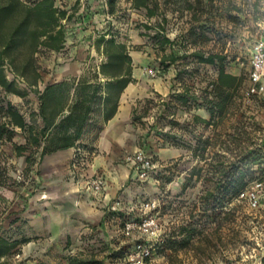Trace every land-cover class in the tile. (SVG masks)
Wrapping results in <instances>:
<instances>
[{"label":"rangeland","instance_id":"obj_1","mask_svg":"<svg viewBox=\"0 0 264 264\" xmlns=\"http://www.w3.org/2000/svg\"><path fill=\"white\" fill-rule=\"evenodd\" d=\"M64 1L72 4L74 0ZM149 5L156 11L153 16L145 8L133 7L131 0H116L112 10L108 0H91L86 11L77 9L69 22L71 46L81 40L94 43L100 33L108 31L107 37L114 35L129 45L136 59L148 58L150 64L141 68L146 73L147 69L158 71L156 77L147 73L150 78L170 82L165 95L155 92L150 98L138 99L135 106L137 148L150 153L155 164L148 179L135 181V205L112 210L113 201L101 223H78V229L69 228V234L53 236L45 230L47 220L38 218L32 209L47 197L44 193L49 185L76 183L77 179L66 170L56 174L52 162L40 158L34 148L20 157L15 155V145L24 133L7 124L6 102L31 122L36 118L38 99L32 91L19 97L0 89V235L19 241L0 264H68L69 256L89 255L103 264H124L125 252L137 239L122 233L128 220L124 219H139L144 212L141 203L151 200L159 204L164 231V242L154 247L151 264H220L227 259L264 264V220L257 222L237 204L214 212L202 204L215 191L216 171L250 150L260 148L264 153V92H250L253 51L259 43L264 47V0H150ZM165 38L171 42H164ZM196 50L224 56L227 71L242 77L227 110L209 125L193 117L209 118L204 99L210 97L207 93L216 68L199 63L193 56ZM170 54L178 60L169 64L166 59L169 66L164 69L161 59ZM179 94L188 96L190 108H185ZM3 126L13 129L12 141ZM171 147L180 153L160 158L158 150ZM250 173L246 183L264 176V162ZM41 225L45 231L39 230ZM186 228L193 230L188 241L187 231H182ZM171 239H176L173 246L168 244ZM241 241L247 242L243 253ZM17 252L20 259L14 256Z\"/></svg>","mask_w":264,"mask_h":264},{"label":"trees","instance_id":"obj_2","mask_svg":"<svg viewBox=\"0 0 264 264\" xmlns=\"http://www.w3.org/2000/svg\"><path fill=\"white\" fill-rule=\"evenodd\" d=\"M115 1L108 0L111 10ZM149 3L150 0H131L133 7L145 8L148 15L153 16L156 11L150 7ZM68 5L63 0H0V89L5 93L19 97H25L28 91L36 93L39 104L35 114L42 119L43 123L42 126H38L34 119L28 122L23 113L12 103L6 102L4 108L5 116L8 118L7 124L13 128L19 127L25 133L26 143L15 145L18 155L27 151L31 145L39 147L42 137L49 131L53 137L44 145L41 157L58 149L72 146L79 138L91 110L89 102L93 100L95 93L99 90V86L83 85L82 98L68 104L72 85L67 81L47 84L43 90L39 89V82L42 78L36 55L44 51L59 52L64 49L67 39L71 36L69 22L77 15V9L81 10L80 0H74L72 4ZM82 11L86 10L83 8ZM107 35L108 31L102 32L94 41L95 49L107 56V62L101 68L102 72L114 78V81H109L105 85L108 94L105 97V102H111L105 114L106 120L115 114L121 92L132 81L130 76L132 57L126 44L117 41L114 35L109 37ZM164 42L171 41L169 38H165ZM193 56L199 63L213 65L216 68V78L210 83L207 93V96L210 97L204 99L209 118L204 119L197 115L193 117V119L209 125L215 116H221L227 110L234 91L242 84V77L227 71L225 57L218 53L206 54L201 50H196L193 52ZM166 59H169V64H171L175 63L178 57L170 54L161 59L164 69L169 66L165 64ZM125 64H128L126 68H124ZM124 74L127 77H124ZM19 84H22L24 88H21ZM177 96L186 106L185 108H190L187 106L189 105L187 95L179 94ZM65 108L68 110L67 113ZM73 127H75L74 131H70ZM2 129L9 133L8 140H10L13 129L10 131L4 126ZM172 144L176 145L177 143L173 142ZM25 159L29 161L30 157L26 156ZM263 162L264 153L262 149L258 148L248 151L238 161H233L219 173L216 171V174H219L217 185L215 191L209 192L202 200L204 208H212L214 212L217 208L226 207L235 195L248 185L246 179L249 174H252L250 173L252 168ZM211 217L214 219L215 216L211 215ZM126 219L130 218L125 217L124 221ZM185 230L187 231L185 240L188 241L193 235V230L182 229V231ZM175 240H169V246H173ZM18 244V240H11L0 235V262L12 253ZM68 264H103V262L93 255L69 256Z\"/></svg>","mask_w":264,"mask_h":264},{"label":"crops","instance_id":"obj_3","mask_svg":"<svg viewBox=\"0 0 264 264\" xmlns=\"http://www.w3.org/2000/svg\"><path fill=\"white\" fill-rule=\"evenodd\" d=\"M87 1H80L81 9L91 2V0ZM70 40L69 37L64 49L59 52L51 50L36 55L42 78L39 82V89L43 90L47 84L67 81L72 85L68 104L82 98L83 85L99 86V90L95 93L93 100L89 102L91 110L79 138L72 146L58 149L41 157L44 145L53 137L49 131L42 137L39 147L32 145L29 147L34 148L33 152L38 153L40 158H48V161L52 162L56 174H59L60 170H66L73 179H77L76 183L59 182L49 185L44 193L47 197L39 199L35 209H32V213L38 218L47 220L46 229L41 225L39 230H47L53 236L58 233L69 234L70 229L77 230L76 224L78 223H101L105 217L106 207L113 201L118 200L122 207L135 205L132 196L137 190L134 187L136 175L124 161L126 152L138 149L136 144L137 128L133 120L135 106L138 99L150 98L155 92L165 95L170 85L169 80L164 81L163 77L150 78L143 70L150 64L148 58L139 57L136 59L130 51L129 45L124 42L132 57L130 74L132 81L121 92L115 114L106 120L105 114L111 102H105V97L108 95L105 85L109 81H114L111 75L104 74L101 70L103 64L107 62V56L97 51L94 43L90 40H81L74 46L70 45ZM87 41L88 43H86ZM85 46L89 47V50L84 51ZM48 53L49 57H45L44 55ZM127 66L128 64H125L124 68ZM142 66L143 68H141ZM168 73L171 75L170 72ZM124 77L127 75L124 74ZM36 111H38V107ZM65 112H68L67 108H65ZM34 120L38 126L43 125L42 119L38 115ZM15 128L20 129L19 127ZM74 129L75 127L70 131H74ZM25 143L24 133L16 145ZM29 148L19 155L15 150V155L20 157L24 153H28ZM10 152L12 151L10 150ZM179 153L180 149L173 147L158 150L160 158H163L162 156L168 158ZM96 176H103L106 180V186L99 194L93 193L88 185L89 181Z\"/></svg>","mask_w":264,"mask_h":264},{"label":"built area","instance_id":"obj_4","mask_svg":"<svg viewBox=\"0 0 264 264\" xmlns=\"http://www.w3.org/2000/svg\"><path fill=\"white\" fill-rule=\"evenodd\" d=\"M157 72L156 70L147 69V73L151 77H156ZM250 80L252 81L250 92H264V47L262 43L257 44L253 51ZM124 161L131 167L138 180L148 179L155 168L151 154L142 148L126 152ZM88 185L93 193L99 194L104 190L106 180L103 176H96L89 181ZM228 204L242 206L257 219V222L259 219L264 220V176L248 183ZM158 205L156 200L141 203V207L144 209L143 215L139 219H128L124 222L122 227L124 236L133 237L136 235L137 238L132 245V249L125 252L123 256L124 264H151L154 247L164 242V231L157 212ZM119 206L120 202L116 200L110 208L117 210ZM241 242L243 243L240 244L242 251L240 253H243L247 242ZM14 256L15 258H21L19 252L15 253ZM220 264L240 263L235 259H227Z\"/></svg>","mask_w":264,"mask_h":264}]
</instances>
